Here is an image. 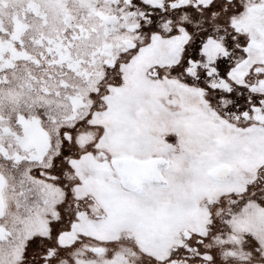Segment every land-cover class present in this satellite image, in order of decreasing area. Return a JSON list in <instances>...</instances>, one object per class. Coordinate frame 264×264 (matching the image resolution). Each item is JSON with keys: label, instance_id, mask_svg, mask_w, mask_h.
Returning <instances> with one entry per match:
<instances>
[{"label": "snow or ice", "instance_id": "snow-or-ice-1", "mask_svg": "<svg viewBox=\"0 0 264 264\" xmlns=\"http://www.w3.org/2000/svg\"><path fill=\"white\" fill-rule=\"evenodd\" d=\"M0 264H264V0H0Z\"/></svg>", "mask_w": 264, "mask_h": 264}]
</instances>
